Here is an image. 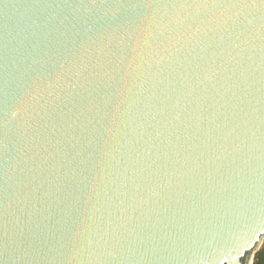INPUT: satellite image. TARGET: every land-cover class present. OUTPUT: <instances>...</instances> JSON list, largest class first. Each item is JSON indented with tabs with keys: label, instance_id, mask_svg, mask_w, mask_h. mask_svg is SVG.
<instances>
[{
	"label": "water",
	"instance_id": "95a60500",
	"mask_svg": "<svg viewBox=\"0 0 264 264\" xmlns=\"http://www.w3.org/2000/svg\"><path fill=\"white\" fill-rule=\"evenodd\" d=\"M263 241L264 0H0V264Z\"/></svg>",
	"mask_w": 264,
	"mask_h": 264
},
{
	"label": "trees",
	"instance_id": "16d2710c",
	"mask_svg": "<svg viewBox=\"0 0 264 264\" xmlns=\"http://www.w3.org/2000/svg\"><path fill=\"white\" fill-rule=\"evenodd\" d=\"M251 264H264V241L261 247L254 253Z\"/></svg>",
	"mask_w": 264,
	"mask_h": 264
}]
</instances>
